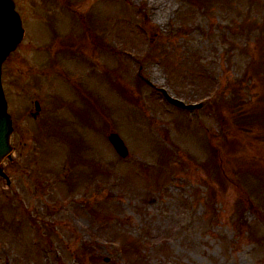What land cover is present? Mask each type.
Segmentation results:
<instances>
[{"label":"rangeland","instance_id":"374dc122","mask_svg":"<svg viewBox=\"0 0 264 264\" xmlns=\"http://www.w3.org/2000/svg\"><path fill=\"white\" fill-rule=\"evenodd\" d=\"M13 2L0 264H264V0Z\"/></svg>","mask_w":264,"mask_h":264},{"label":"water","instance_id":"95a60500","mask_svg":"<svg viewBox=\"0 0 264 264\" xmlns=\"http://www.w3.org/2000/svg\"><path fill=\"white\" fill-rule=\"evenodd\" d=\"M20 39L21 31L19 29V23L15 14L12 12V6L9 0H0V65L7 55L15 49ZM167 100L171 104L184 108V106L176 100H171L169 98H167ZM187 109H194V107H187ZM10 132L9 118L5 115V105L0 92V161L10 150L8 146ZM109 142L121 157L127 155V150L118 136L114 134L110 135Z\"/></svg>","mask_w":264,"mask_h":264}]
</instances>
